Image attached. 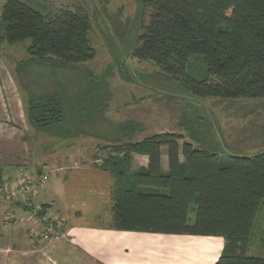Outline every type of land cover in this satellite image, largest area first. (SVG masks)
I'll list each match as a JSON object with an SVG mask.
<instances>
[{"label":"trees","instance_id":"1","mask_svg":"<svg viewBox=\"0 0 264 264\" xmlns=\"http://www.w3.org/2000/svg\"><path fill=\"white\" fill-rule=\"evenodd\" d=\"M138 2L149 14L137 38L140 59L182 77L185 87L200 97L264 98V0ZM1 23L0 46L29 40L27 52L32 58L53 59L61 65L84 62L95 54L88 36L91 22L83 12L45 15L22 0H5ZM193 57L206 65L207 76L201 80L187 73ZM27 112L39 130L64 121L63 100L56 92L31 94ZM137 125L122 126L126 137L103 147L107 152L102 167L113 176V227L222 236L225 245L215 264H264V257L247 254L264 201V152L222 158L169 131L129 141L127 132L140 129ZM165 151L167 172L162 168ZM133 153L149 157L146 171L132 169ZM195 203L196 220L190 225Z\"/></svg>","mask_w":264,"mask_h":264},{"label":"rangeland","instance_id":"2","mask_svg":"<svg viewBox=\"0 0 264 264\" xmlns=\"http://www.w3.org/2000/svg\"><path fill=\"white\" fill-rule=\"evenodd\" d=\"M22 1L45 15L72 10L86 13L90 19L92 28L88 36L95 54L84 62L60 65L53 59L32 58L27 52L29 40L0 46V54L15 70L24 93L60 94L64 110L62 126L67 131L63 138L74 135L86 155L95 153L105 159L107 151L103 147L126 137V129L123 131L121 127L130 123L141 128L127 132L129 141H141L158 131L177 130L190 132L195 146L201 149L237 156L264 151V147L254 148L253 141L259 130L264 132V98L200 97L185 87L182 77L163 72L153 61L137 56V38L149 20L138 0ZM4 4L5 0H0V35ZM187 73L197 80L205 78L207 68L202 58L193 57ZM218 119L225 123L223 134L228 136L234 131L229 139L240 147L229 148L228 141L217 134ZM58 129L53 128L61 133ZM192 131L195 132L191 134ZM49 145L51 149L53 144ZM197 206L198 203L191 206L190 225L196 220ZM168 243L169 251L165 252L170 254V261L196 262L185 253L186 241Z\"/></svg>","mask_w":264,"mask_h":264},{"label":"crops","instance_id":"3","mask_svg":"<svg viewBox=\"0 0 264 264\" xmlns=\"http://www.w3.org/2000/svg\"><path fill=\"white\" fill-rule=\"evenodd\" d=\"M30 96V92L28 95L24 93L15 70L0 54V181L14 178L19 168L31 173L48 172L50 180L36 195L35 203L44 205L54 218L63 223V229L50 241L30 239L27 231L34 226V222L21 209H15L12 223L4 224L5 212L11 204L0 197V264H175L165 251H169V241L178 239L188 243L185 253L196 261L194 264L216 263L225 245L222 236L114 228L113 176L102 167L104 155H86L74 135L63 138L67 134L62 126L64 121L54 127L36 129L27 112ZM224 124L223 120L216 121L217 134L228 141L229 148L240 147L236 141L229 139L234 131L228 136L223 134ZM53 128L61 129V133L54 132ZM168 131L181 133L187 141L196 145L190 132L167 130L155 133ZM261 132L259 130L253 135L254 148L264 147V132ZM50 143L53 144L51 149ZM217 153L222 158L229 156ZM131 162L133 170L146 171L149 157L133 154ZM162 168L164 172L169 168L166 151L162 156ZM171 251H174L173 248ZM247 254L264 257V201L254 222Z\"/></svg>","mask_w":264,"mask_h":264},{"label":"built area","instance_id":"4","mask_svg":"<svg viewBox=\"0 0 264 264\" xmlns=\"http://www.w3.org/2000/svg\"><path fill=\"white\" fill-rule=\"evenodd\" d=\"M50 180L48 172H33L19 168L14 178L0 181V197L11 204L5 212L4 224L15 218V209H21L34 222L27 235L36 241H50L62 233L63 223L58 221L44 205L36 204L35 197Z\"/></svg>","mask_w":264,"mask_h":264}]
</instances>
